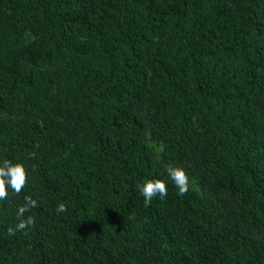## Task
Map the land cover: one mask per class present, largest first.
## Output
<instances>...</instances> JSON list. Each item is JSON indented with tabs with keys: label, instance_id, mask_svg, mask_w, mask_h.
Wrapping results in <instances>:
<instances>
[{
	"label": "trees",
	"instance_id": "1",
	"mask_svg": "<svg viewBox=\"0 0 264 264\" xmlns=\"http://www.w3.org/2000/svg\"><path fill=\"white\" fill-rule=\"evenodd\" d=\"M4 160L0 264H264V0H0Z\"/></svg>",
	"mask_w": 264,
	"mask_h": 264
},
{
	"label": "clouds",
	"instance_id": "2",
	"mask_svg": "<svg viewBox=\"0 0 264 264\" xmlns=\"http://www.w3.org/2000/svg\"><path fill=\"white\" fill-rule=\"evenodd\" d=\"M167 171L171 181L179 190L178 194L181 196L186 195L191 188L190 177L186 171L182 167L173 166L168 167ZM28 180V172L22 163L13 164L9 160H4L0 163V203L8 200L9 190L19 195L28 185ZM139 191L144 197L145 204L148 205L156 197H159L161 200L165 199L168 194V187L163 180L150 179L139 186ZM24 200L25 204L19 207L16 212L19 222L16 224L15 228L9 227L7 229L9 236H14L19 231L35 226V220L32 216H28L26 219L23 217L25 213L37 207V201L33 200L30 196H25ZM65 211H67V209L64 204H59L57 206L58 213Z\"/></svg>",
	"mask_w": 264,
	"mask_h": 264
}]
</instances>
